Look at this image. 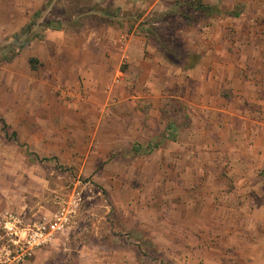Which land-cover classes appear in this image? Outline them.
Segmentation results:
<instances>
[{"label": "rangeland", "instance_id": "1", "mask_svg": "<svg viewBox=\"0 0 264 264\" xmlns=\"http://www.w3.org/2000/svg\"><path fill=\"white\" fill-rule=\"evenodd\" d=\"M42 1L39 17L10 36L2 24L8 7L0 6V222L5 212L50 220L62 202L80 193L71 227L30 264H214L210 254L185 261L182 238L172 235L179 246L172 244L160 224L172 216L166 206L179 207L182 198L192 205L194 192L208 207L206 188H217V201L232 189L221 157L229 113L242 105L232 102L233 90L257 92L264 66L263 60L252 69L242 35L248 15L258 28L264 5L201 0L213 10L200 13L185 0L154 8L117 7L111 0ZM107 29L117 40L145 42L143 60L114 58L113 77L105 73L101 82L91 81L95 90L86 89V76L72 72L76 63L66 44L61 53L55 46L71 38L94 46L91 33L106 40ZM49 32L56 44L46 40ZM128 133L139 140L154 135L158 148L149 157L128 156L131 144H149ZM211 174L215 183L205 177ZM204 233L198 237L208 240ZM223 264L247 263L239 257Z\"/></svg>", "mask_w": 264, "mask_h": 264}, {"label": "crops", "instance_id": "2", "mask_svg": "<svg viewBox=\"0 0 264 264\" xmlns=\"http://www.w3.org/2000/svg\"><path fill=\"white\" fill-rule=\"evenodd\" d=\"M259 2L264 5V0H259ZM109 3L117 7L132 6L136 3L154 8L164 4L171 5L172 1L111 0ZM42 4V0H0L1 7H8L7 17L5 16L6 18L2 20L5 35L10 36L22 30L31 18H33L32 16L36 14L38 6ZM253 18L256 17L248 15V20L245 19L247 26L246 30L243 31V45L241 46L243 53L250 55L248 63L251 64L252 69L257 66V63L262 64L261 62L264 60V15L260 14L258 16V28L253 25L257 22L256 19ZM54 31L56 32V30ZM106 32V40H102L103 36H101V34L98 37L96 33H91L90 40H92V38L96 40L94 46L92 43H88L85 40L81 45H76L75 41L72 40L73 38H71L68 43L58 42L56 44L53 40L55 35L52 32L48 33L46 40L50 41L52 44L55 43V48L60 51V53L63 49L61 46L66 44L68 53H70L69 56L76 63L73 66L72 72H77L83 77L86 76V89L91 88L95 90L96 85L93 84L95 80L99 79L98 82H101L100 78L105 73H107V76H111L112 73L116 72L117 63L114 61V58L119 60L128 58L131 63L136 64L138 61L135 60L133 56H137L143 60L145 52V42L140 41L139 38L136 40L132 38L127 40L123 37H119L117 40L115 36L116 33L113 29H107ZM95 47H97L96 51L94 49ZM213 49L217 50L218 48L214 47ZM97 54L98 57L95 56ZM202 63L203 61L198 62V65L194 67L200 68ZM213 66L216 68L215 65ZM216 66L219 67L223 65L221 63H216ZM263 67L261 71L262 75H259L263 77L261 78L263 80L257 82V84H259V86L256 87L257 92L248 93L246 89L247 86H244L246 89H244V91L239 89L233 90L234 96L232 102H241L242 105L232 109L229 113L232 124L226 128V152L223 157H221V159H225L222 163L229 166L230 172L228 180L233 183L232 189L228 190L226 197L221 199V196H219L220 199L218 198L217 201V188H206L204 193L209 199L210 206L207 205L208 207H204L205 202L194 192L195 197L192 205H184L182 198V204L179 205V207L170 208L166 206L165 208L166 214L168 212V214L172 216L170 217L168 215L169 217L167 216L166 219L162 221V224H160V226H162L161 232L163 235H166V239L172 240V235L174 234L182 238L180 248L183 251L181 255L183 254L185 261H198L200 255L210 254L216 256L213 260L212 258L208 259V262H213L214 264H223L224 261L230 262L232 260L235 262L239 257L240 260L245 261L247 264L256 262L264 263ZM212 70L213 69H211V71ZM212 73H214V71H212ZM211 78L214 79V75H211ZM92 80L93 82H91ZM249 88L251 89V86ZM254 88L255 87L252 86V89ZM128 134L131 135L130 138L140 141L143 145H145V143H151L155 138L154 135H151V137L146 140H139L137 133ZM147 134L150 133L148 132ZM151 134H153V132H151ZM165 143L167 142L164 140L161 148ZM209 144L212 146V143ZM135 145L136 144L130 145L131 148L126 155L134 156L133 154L130 155V153H133ZM196 146L200 150L204 149V147L198 143L192 144L194 149ZM183 149H187L186 144ZM187 151L188 150H186V152ZM153 154L154 152L144 156L149 157ZM205 177L209 178L210 181L217 178L212 174L209 176L205 175ZM215 182L216 180L214 183ZM155 211L157 215L160 214V211ZM152 213L153 211L151 214ZM176 214H178V216H176ZM171 220L173 222H171ZM150 222L153 224L152 218ZM144 228L149 231L147 226ZM202 232H205L204 235L209 237L208 240L198 237ZM147 237L151 238V235ZM156 242L161 245H168L162 241ZM171 242L179 246V243L177 244L174 240ZM120 260L123 261L122 258H120Z\"/></svg>", "mask_w": 264, "mask_h": 264}, {"label": "built area", "instance_id": "3", "mask_svg": "<svg viewBox=\"0 0 264 264\" xmlns=\"http://www.w3.org/2000/svg\"><path fill=\"white\" fill-rule=\"evenodd\" d=\"M83 198L78 194L61 203L50 220L25 213L5 212L0 222V264H28L38 251L51 246L64 234L77 215Z\"/></svg>", "mask_w": 264, "mask_h": 264}, {"label": "trees", "instance_id": "4", "mask_svg": "<svg viewBox=\"0 0 264 264\" xmlns=\"http://www.w3.org/2000/svg\"><path fill=\"white\" fill-rule=\"evenodd\" d=\"M185 4L192 5V6L195 5L196 10L200 13L211 12L213 10V8L211 6L203 4L201 0H185ZM36 14H38V17H39L40 12H38ZM235 16H238V15H235ZM186 20L188 22H191V19H189L188 17H186ZM47 27L53 28L56 31L61 30V26L59 24H56V23H49L47 25ZM30 29H31V25H29L27 27V30H30ZM30 63L32 64L33 68L36 67V60L35 59H31ZM157 148H158L157 143H149L146 148L136 144L133 148V153L136 155H149V154H152ZM45 160H47V159H42V161H45Z\"/></svg>", "mask_w": 264, "mask_h": 264}]
</instances>
